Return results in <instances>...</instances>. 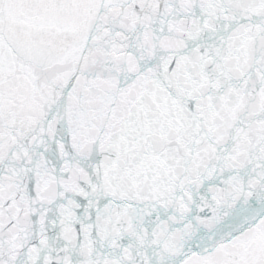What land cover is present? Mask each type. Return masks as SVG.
<instances>
[{
  "label": "snow or ice",
  "instance_id": "1",
  "mask_svg": "<svg viewBox=\"0 0 264 264\" xmlns=\"http://www.w3.org/2000/svg\"><path fill=\"white\" fill-rule=\"evenodd\" d=\"M0 264H264V0H0Z\"/></svg>",
  "mask_w": 264,
  "mask_h": 264
}]
</instances>
